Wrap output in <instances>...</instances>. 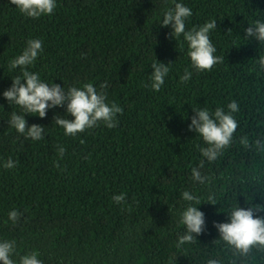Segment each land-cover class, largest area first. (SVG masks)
Instances as JSON below:
<instances>
[{"label":"trees","instance_id":"16d2710c","mask_svg":"<svg viewBox=\"0 0 264 264\" xmlns=\"http://www.w3.org/2000/svg\"><path fill=\"white\" fill-rule=\"evenodd\" d=\"M180 2L191 8L186 28L210 20V32L224 62L211 71H196L183 37H169L161 27L164 12ZM52 15L29 18L0 0V241L14 240L13 259L38 253L43 264H264V251L248 256L219 240L214 222H227L236 207L264 208V70L257 60L264 43L247 38L245 29L264 22V0H56ZM29 39L43 51L28 70L42 81L65 89L107 82V102L123 108L117 127L103 124L66 136L54 117L66 116V105L50 108L46 117L25 114L28 126H44V139H25L8 124L12 112L3 91L21 75L9 62ZM169 63L159 92L150 86L151 65ZM185 69L191 78L181 83ZM233 113L238 128L231 145L214 161L201 156V137L188 130L193 109L216 108ZM67 118L71 119L70 116ZM247 137L250 147L241 144ZM63 146L61 158L57 147ZM11 158L16 167L6 169ZM204 159L201 184L191 169ZM199 197L205 231L194 243L177 247L185 231L180 213L187 207L181 193ZM124 193L117 204L112 197ZM214 197L216 205L207 203ZM12 210L22 215L17 224ZM264 216V210L256 211Z\"/></svg>","mask_w":264,"mask_h":264},{"label":"clouds","instance_id":"9594fccd","mask_svg":"<svg viewBox=\"0 0 264 264\" xmlns=\"http://www.w3.org/2000/svg\"><path fill=\"white\" fill-rule=\"evenodd\" d=\"M21 14L38 19L44 15H52L57 7L56 0H9ZM191 8L183 3L177 2L174 7L168 8L163 15L161 27H170L172 31L168 34L176 41L181 36L187 42V56L190 58L191 66L196 71H211L212 68L224 62V57L215 55L217 49L210 39V32L217 28V21L210 20L201 26L186 28V20L192 16ZM245 36L255 38L258 42L264 43V22L256 20L245 29ZM43 51V42L39 39H29L27 46L22 53L9 62L11 69L19 68L21 75L12 78L11 86L3 91V97L8 103L15 104L22 109V114L12 112L8 124L25 139L39 141L44 139V126L32 124L28 126L25 114L37 115L40 118L46 117L50 108L63 107L66 105V116L57 115L54 117L56 125L64 130L66 136H76L89 129H93L101 124L107 128L117 127L118 114L123 113V108L115 102H107V82L100 85L101 91H97L92 83H85L82 87H69L65 89L59 84H48L40 78L38 73L28 70L40 53ZM257 63L261 70H264V56L259 57ZM150 86L153 91L159 92L165 83V77L169 73V63L158 60L151 65ZM192 76V72L185 69L180 77L181 83L187 82ZM228 111L223 108H216L211 112L208 108L193 109L194 115L188 130L194 132L202 138L204 145L197 146L201 156L208 162H214L223 151L228 148L234 133L238 128L233 113L239 110L236 101L227 105ZM68 116L71 119L67 118ZM244 147H250L247 137L241 138ZM255 147L264 151V141H255ZM57 153L62 158L65 148L61 145L57 147ZM204 159L200 161L198 167L191 169V179L204 184L208 177L202 174ZM6 169L16 167V162L9 158L3 165ZM184 201L188 202L187 207L180 213V223L185 231L178 236L177 247L185 243H194L196 237L205 231V214L199 210L202 203L199 197L185 190L181 193ZM113 201L121 204L126 201V195L120 193L112 197ZM209 204L216 205L214 197L209 196ZM264 210L260 206L234 207L228 213V221L214 222V227L219 232V240L225 242L234 249V254L248 256L253 248L264 251V216H256V211ZM21 213L12 210L8 214V219L17 224L21 218ZM16 250L14 240L0 241V264H17L13 259ZM18 264H43L38 258V253L31 252L19 257ZM207 264H220L217 259H209Z\"/></svg>","mask_w":264,"mask_h":264}]
</instances>
